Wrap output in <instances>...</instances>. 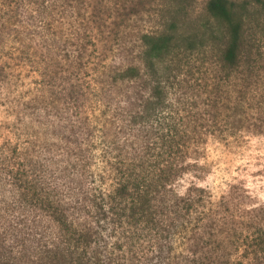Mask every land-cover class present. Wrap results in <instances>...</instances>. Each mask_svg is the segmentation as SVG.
I'll use <instances>...</instances> for the list:
<instances>
[{"label": "trees", "instance_id": "obj_1", "mask_svg": "<svg viewBox=\"0 0 264 264\" xmlns=\"http://www.w3.org/2000/svg\"><path fill=\"white\" fill-rule=\"evenodd\" d=\"M91 1L35 3L29 22L0 23V195L43 213L46 254L72 262L103 242L143 264H264V204L199 184L209 143L243 142L222 133L244 112L217 121L214 102L195 116L173 96L193 57L227 79L251 69L264 0H204L194 19L196 0H160L158 28L137 36L140 66L122 68L92 57L107 12ZM53 68L65 76L48 96ZM26 73L42 77L35 92L23 91Z\"/></svg>", "mask_w": 264, "mask_h": 264}, {"label": "rangeland", "instance_id": "obj_2", "mask_svg": "<svg viewBox=\"0 0 264 264\" xmlns=\"http://www.w3.org/2000/svg\"><path fill=\"white\" fill-rule=\"evenodd\" d=\"M41 2L47 3L48 0H0V23L20 25L21 21L29 22L35 3ZM57 4L64 5L59 1ZM70 4L79 6L76 1ZM90 4L107 12L104 18L107 28L103 29L102 43L92 57L104 58L106 65L111 67H139L135 59L137 36L158 28L161 1L92 0ZM203 4L204 0H196L190 13L192 19L201 13ZM199 58L193 57L180 64L173 96L184 102L185 107H190L195 116L214 102L213 106L219 108L217 121L229 120L235 114V108H238L237 112L239 109L244 112L240 126L222 133L241 136L243 142L230 146L209 143L205 159L207 171L199 184L207 187L214 198L232 185L244 188L250 198L244 197L240 201L246 209L264 204V41L253 47L249 58L251 69L243 74H234L230 79L217 74V67L204 64ZM205 59L215 60L210 54ZM55 70L51 69L43 77L48 85L45 87L48 96L59 90L54 85L60 83L62 73L60 69ZM25 75L23 91L35 92L36 83H40L42 77L38 73ZM244 98L246 106L241 101ZM242 104L245 107L239 108ZM181 185L186 186V181ZM46 225L40 211L20 205L8 193L0 195V264H143L139 256H134L128 248L117 250L103 242L91 245L85 257L78 261L72 262L59 254L56 257L46 254L50 238ZM260 261L264 262V258ZM246 262L244 260V264Z\"/></svg>", "mask_w": 264, "mask_h": 264}]
</instances>
